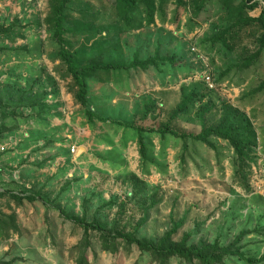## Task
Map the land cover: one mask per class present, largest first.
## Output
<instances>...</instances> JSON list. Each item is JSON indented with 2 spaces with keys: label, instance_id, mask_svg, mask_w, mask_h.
Segmentation results:
<instances>
[{
  "label": "rangeland",
  "instance_id": "1",
  "mask_svg": "<svg viewBox=\"0 0 264 264\" xmlns=\"http://www.w3.org/2000/svg\"><path fill=\"white\" fill-rule=\"evenodd\" d=\"M257 1L248 17L260 14ZM55 2L0 0V160L19 171L15 181L0 176V264H78L85 240L87 264H155L136 247L103 250L100 233L85 235L81 220L153 242L181 222L176 240L188 234L193 243L264 256V88L254 92L264 51L239 68L255 50L256 25L227 46L213 40L236 21L239 0H156L153 21L138 15L131 24L107 0H71L66 47L80 65L118 66L87 77V109L109 121L89 120L74 101L52 37ZM148 58L156 65L130 66ZM203 125L250 134L240 176L226 141L157 132L198 133ZM223 264L246 263L228 256Z\"/></svg>",
  "mask_w": 264,
  "mask_h": 264
},
{
  "label": "trees",
  "instance_id": "2",
  "mask_svg": "<svg viewBox=\"0 0 264 264\" xmlns=\"http://www.w3.org/2000/svg\"><path fill=\"white\" fill-rule=\"evenodd\" d=\"M52 9V30L53 40L59 47L58 56L65 64L68 73L71 76L73 84V98L77 105L85 108V113L89 120L109 121L110 119L97 115L87 109V95L88 84L87 77L96 73L99 70H109L118 68L114 64H92V65H80L76 59L74 53H72L65 44V9L71 0H55ZM156 0H107V2L115 9L117 18L127 24H131L135 16L147 17V20L153 21L156 13V7L154 4ZM160 3L166 0H159ZM203 2V0H201ZM238 17L232 26L224 29L221 33L215 37L214 41H221L227 46V40L233 35L236 37L240 30H244L248 27L255 26L258 28V36L256 37L255 50L248 56L243 57L239 63V68H249L252 66L264 51V5L258 17H248L247 12L258 7L259 2L257 0H239ZM232 27H237V30H232ZM231 32L230 35H227ZM172 63L170 59H165ZM163 61V62H165ZM155 64L154 58H148L146 60L134 61L130 66L146 69L149 66ZM264 88V81L260 83L254 92L261 91ZM197 94L193 91L190 95L186 96L182 103L178 106L177 111L185 110L194 97ZM129 126H132L128 124ZM138 130V128H137ZM153 129H149L152 131ZM243 129L237 125H229L227 127L221 126H205L198 133H178L175 130L163 128L157 129L162 135H170L176 138L182 139L186 142V139L190 138L196 142H202L210 145V139L218 138L226 141L233 150V164L235 167V173L240 176V173L247 167L249 162L248 148L250 147L248 141L250 134L244 133ZM246 131V130H245ZM140 153L145 156V144L141 134L139 135ZM2 175V174H1ZM0 175V176H1ZM2 193H0V196ZM181 226L180 223L174 224V226L167 231L157 241H142L136 238L130 233H125L118 229H113L111 233L105 232L104 225L98 222H86L81 220V227L84 230L85 235L90 231H96L100 233V240L102 248L105 251L115 252L120 244H124L128 249L136 247L141 254L147 255L155 264H168L173 258H177L185 262L186 264H223L224 260L228 256H236L239 260L244 261L246 264H258L264 262V256L253 257L246 256L239 248L232 245H223L218 241L213 242H198L193 243L190 241L188 234L183 235L179 240H176V232ZM1 230V228H0ZM88 241L85 240L81 245V257L78 264H87V251ZM83 249V250H82Z\"/></svg>",
  "mask_w": 264,
  "mask_h": 264
},
{
  "label": "crops",
  "instance_id": "3",
  "mask_svg": "<svg viewBox=\"0 0 264 264\" xmlns=\"http://www.w3.org/2000/svg\"><path fill=\"white\" fill-rule=\"evenodd\" d=\"M9 162H6L5 160H0V168H1V170H2V173H3V175L4 176H7L6 177V181H11V180H17L18 179V170H12L11 169V160H8ZM10 177H12L11 179H10Z\"/></svg>",
  "mask_w": 264,
  "mask_h": 264
},
{
  "label": "built area",
  "instance_id": "4",
  "mask_svg": "<svg viewBox=\"0 0 264 264\" xmlns=\"http://www.w3.org/2000/svg\"><path fill=\"white\" fill-rule=\"evenodd\" d=\"M206 82L210 85V86H212V83H211V79H210V76H206ZM0 150L1 151H4V147H0ZM72 150H74V148H72ZM2 174V170H1V168H0V175Z\"/></svg>",
  "mask_w": 264,
  "mask_h": 264
}]
</instances>
